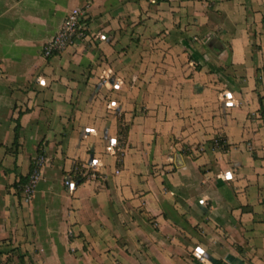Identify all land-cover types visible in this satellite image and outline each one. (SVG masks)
Here are the masks:
<instances>
[{
    "label": "crops",
    "instance_id": "1",
    "mask_svg": "<svg viewBox=\"0 0 264 264\" xmlns=\"http://www.w3.org/2000/svg\"><path fill=\"white\" fill-rule=\"evenodd\" d=\"M260 97L264 0H0V264H264Z\"/></svg>",
    "mask_w": 264,
    "mask_h": 264
},
{
    "label": "built area",
    "instance_id": "2",
    "mask_svg": "<svg viewBox=\"0 0 264 264\" xmlns=\"http://www.w3.org/2000/svg\"><path fill=\"white\" fill-rule=\"evenodd\" d=\"M88 14L85 9L75 7L68 12L60 28L55 33L48 43L43 48V54L45 57L59 51H64L68 46L76 43V40L86 41L88 36V25L85 23V19ZM114 147H118L119 142L116 139H111V144ZM46 162L44 155H38L33 162V169L30 173L28 182L24 186V200L29 202L32 198L35 188L41 179L42 167ZM117 173L119 171L117 170ZM74 185V182L66 179V185Z\"/></svg>",
    "mask_w": 264,
    "mask_h": 264
},
{
    "label": "trees",
    "instance_id": "3",
    "mask_svg": "<svg viewBox=\"0 0 264 264\" xmlns=\"http://www.w3.org/2000/svg\"><path fill=\"white\" fill-rule=\"evenodd\" d=\"M85 23H86V25H88V27H89V23H90V18H89V17H87V18L85 19ZM87 36H88L87 40L89 39L88 41H91L93 38L96 37L95 35H92V34H91L90 29H88ZM76 42H77V40H76ZM62 52H63V51L55 52V53H53V54L47 56L46 58H47V59H50V58H52V57H54V56H56V55L61 54ZM220 70H221V69L219 68V71H220ZM262 101H263V98L260 97V104H261L260 113H261L262 116L264 117V104H263ZM19 130H20V121L18 120V124H17V127H16V129H15V142H14V145H17V144H18ZM128 130H129L128 125H124L123 122H122V120H120V130H119V134H120L122 137H120L119 140H123L124 138H127ZM119 142H120V141H119ZM214 142H215V141H214ZM216 142H217V145L221 146L222 149L226 150L227 146H226V145L223 146V141H221L220 139H217ZM38 155H44V156H45V154H44V152H43L41 146L38 147ZM34 160H35V159H34ZM34 160H33V162H34ZM33 162H32V166H31V170H30L29 174L26 175L25 177H21V178H20V179L14 184V185L16 186L17 191L19 192V195H20V198H21V199H24V196H25V195H24V186H25V184L28 182V179H29L30 173H31V171H32V169H33ZM90 173H91V172L88 171V168L86 169V168L83 167L82 165H77V166L75 167V169H74L72 175L74 176V179H75L76 181H80V182H82V181H84V180L87 178L88 174H90Z\"/></svg>",
    "mask_w": 264,
    "mask_h": 264
},
{
    "label": "rangeland",
    "instance_id": "4",
    "mask_svg": "<svg viewBox=\"0 0 264 264\" xmlns=\"http://www.w3.org/2000/svg\"><path fill=\"white\" fill-rule=\"evenodd\" d=\"M205 149L203 148V147H200L199 149H198V151L199 152H203Z\"/></svg>",
    "mask_w": 264,
    "mask_h": 264
}]
</instances>
